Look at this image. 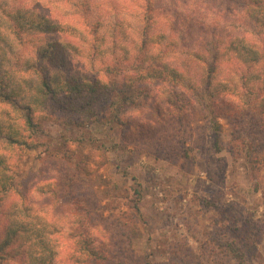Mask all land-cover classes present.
<instances>
[{
    "label": "trees",
    "instance_id": "16d2710c",
    "mask_svg": "<svg viewBox=\"0 0 264 264\" xmlns=\"http://www.w3.org/2000/svg\"><path fill=\"white\" fill-rule=\"evenodd\" d=\"M163 1L0 0V264H39L32 250L21 248L27 232L24 224L14 222L16 201L11 204L14 212L3 208L12 195L19 194L24 210L32 211L31 197L20 191L19 168L28 155L47 146V121L81 127L93 121L126 125L121 116L150 110L153 102L148 105L147 100L154 98L153 88L161 86L165 101L174 109L168 113L181 115L195 101L200 105L195 112L212 119L217 131L216 119L226 116L234 140L241 145L238 153L254 168L264 166V0H228L226 8L217 11L212 0H196L211 15L178 18L173 15L174 6ZM179 20L190 30L199 25L200 35L209 38L202 44L175 40ZM221 22L225 34L212 36V26ZM160 25L163 28L158 30ZM175 58L185 72L174 64ZM226 58L239 81L228 78L214 83L217 68ZM191 61L203 66L201 78L189 75ZM98 65L108 75L107 83L100 79ZM177 82L184 83L191 95ZM224 95L231 109L207 105L206 101L216 102ZM155 113L163 120L166 117L160 107ZM159 136L165 138V134ZM62 151L65 158L75 157L76 151ZM40 187L37 190L43 191ZM53 188L49 184L43 192L52 193ZM7 216L10 222L2 229ZM76 217L82 219L78 212ZM86 221L91 223L89 216ZM87 230L80 233L77 244L79 262L123 264L111 249L100 250ZM240 237H233L230 252L239 264H248L257 248L240 242Z\"/></svg>",
    "mask_w": 264,
    "mask_h": 264
},
{
    "label": "rangeland",
    "instance_id": "374dc122",
    "mask_svg": "<svg viewBox=\"0 0 264 264\" xmlns=\"http://www.w3.org/2000/svg\"><path fill=\"white\" fill-rule=\"evenodd\" d=\"M227 3L212 0L211 6L217 11ZM163 4L174 6L175 18L183 14L175 12L172 0ZM190 29L179 20L175 40L202 44L209 38L200 35L199 25ZM210 32L223 35L226 27L222 22L214 24ZM74 64L83 66L79 61ZM174 64L180 67L177 64L182 63L175 58ZM187 66L192 77L204 75L203 66L195 61ZM232 68L233 63L224 59L214 83L228 78L239 81ZM165 95L161 86H155L154 98L147 100L148 105L153 102L151 109L123 114L126 125L93 121L81 127L46 122L49 147L32 152L19 168L20 191L28 192L32 211L24 210L19 194L18 199L12 195L3 208L10 212L16 201L14 222L24 224L27 232L21 248L32 250L39 264H83L77 244L87 228L97 247L111 249L123 264H239L229 248L237 234L240 242L257 248L248 262L264 264V166L254 168L238 153L241 145L234 140L226 116L216 119L219 131L212 119L195 112L200 108L195 101L184 113L173 116ZM228 100L224 95L206 102L226 111L231 109ZM156 107L166 116L164 120L157 117ZM62 148L76 151L75 157L65 158ZM49 184L55 186L53 192H43ZM88 216L92 226L86 221ZM5 218L2 229L10 222L9 216ZM26 257L28 253L20 259Z\"/></svg>",
    "mask_w": 264,
    "mask_h": 264
},
{
    "label": "clouds",
    "instance_id": "9594fccd",
    "mask_svg": "<svg viewBox=\"0 0 264 264\" xmlns=\"http://www.w3.org/2000/svg\"><path fill=\"white\" fill-rule=\"evenodd\" d=\"M175 7L182 12L183 14H185L186 16H195V15H200V14H207V15H211L210 12H206V6L200 3H197L196 0H189V2L187 4H184L182 2H177V4L175 5ZM156 47H161V46H156ZM98 69L100 70V79L103 80L105 83L108 82V75L103 71V67L98 65L97 66ZM181 71H183V69H181ZM178 83V87L185 91L188 92L189 95H191L190 90L185 86L184 83L182 82H177ZM18 199V197H17Z\"/></svg>",
    "mask_w": 264,
    "mask_h": 264
}]
</instances>
